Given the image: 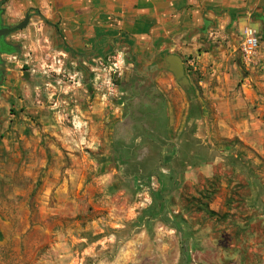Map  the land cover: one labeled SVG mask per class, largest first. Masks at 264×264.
Segmentation results:
<instances>
[{
    "label": "crops",
    "instance_id": "crops-1",
    "mask_svg": "<svg viewBox=\"0 0 264 264\" xmlns=\"http://www.w3.org/2000/svg\"><path fill=\"white\" fill-rule=\"evenodd\" d=\"M26 14L27 25L5 36L2 74L9 86L25 85L24 55L33 48L43 71L58 69L62 56L79 83L84 79L93 103L87 112L98 119L91 133L100 129L93 140L107 143L96 154L102 182L129 176L140 188L146 183L151 219L164 211L176 221L188 217L200 232L231 193L255 206L253 178L243 175L249 189L233 191L231 175L239 173L234 159L242 150L264 162V0H6L2 25L15 26ZM246 26L260 40L250 65L239 49ZM40 134L24 137L29 167L36 151L45 152ZM6 149V164L15 166L16 144ZM225 167L231 172L219 178ZM66 172L55 192L73 201L78 171ZM191 199L200 209L185 208L197 207Z\"/></svg>",
    "mask_w": 264,
    "mask_h": 264
},
{
    "label": "rangeland",
    "instance_id": "rangeland-1",
    "mask_svg": "<svg viewBox=\"0 0 264 264\" xmlns=\"http://www.w3.org/2000/svg\"><path fill=\"white\" fill-rule=\"evenodd\" d=\"M27 52L25 85L23 74L18 87L9 86L5 74L0 78V264H264V162L248 158L246 149L234 159L239 173L231 178L238 184L231 190L246 192L242 177L251 176L259 189L255 206L246 208L231 193L206 236L187 216L176 221L164 211L151 219V186L140 188L129 176L102 182L96 173L102 163L96 154L107 143L96 146L93 140L100 129L91 133L98 119L87 112L93 105L90 87L83 78L79 83L62 56L58 69L44 72L35 50ZM33 130L41 132L45 152L36 151V166L29 167L24 137L37 138ZM13 143L18 158L8 166L12 150L6 147ZM129 153L134 156V149ZM71 168L78 171L73 188L79 198L73 201L55 192ZM223 172L219 178H227L231 168ZM191 200L197 207H184L200 209ZM198 202L206 207L203 199Z\"/></svg>",
    "mask_w": 264,
    "mask_h": 264
},
{
    "label": "built area",
    "instance_id": "built-area-1",
    "mask_svg": "<svg viewBox=\"0 0 264 264\" xmlns=\"http://www.w3.org/2000/svg\"><path fill=\"white\" fill-rule=\"evenodd\" d=\"M259 47H260V40L257 29L253 26L244 27L241 31V41H240L239 49L241 52L243 62L246 65H250L253 63L258 53ZM56 62L60 64L61 63L60 58H58ZM47 68L49 69L50 67Z\"/></svg>",
    "mask_w": 264,
    "mask_h": 264
},
{
    "label": "water",
    "instance_id": "water-1",
    "mask_svg": "<svg viewBox=\"0 0 264 264\" xmlns=\"http://www.w3.org/2000/svg\"><path fill=\"white\" fill-rule=\"evenodd\" d=\"M5 2L6 0H0V50H3L7 46V43L5 41V36L10 34L16 29L24 28L29 21V14H26L23 20L20 23L16 24L15 26L9 27L7 25H2L1 12H2V6ZM38 15L43 21H45V18L43 17L42 14L39 13Z\"/></svg>",
    "mask_w": 264,
    "mask_h": 264
},
{
    "label": "flooded vegetation",
    "instance_id": "flooded-vegetation-1",
    "mask_svg": "<svg viewBox=\"0 0 264 264\" xmlns=\"http://www.w3.org/2000/svg\"><path fill=\"white\" fill-rule=\"evenodd\" d=\"M2 73H3V71L0 69V78L2 77Z\"/></svg>",
    "mask_w": 264,
    "mask_h": 264
}]
</instances>
